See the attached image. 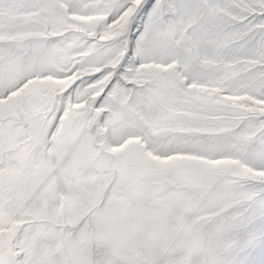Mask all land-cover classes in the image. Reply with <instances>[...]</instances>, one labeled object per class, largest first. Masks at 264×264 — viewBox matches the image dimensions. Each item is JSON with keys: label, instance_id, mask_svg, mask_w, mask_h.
<instances>
[{"label": "snow or ice", "instance_id": "1", "mask_svg": "<svg viewBox=\"0 0 264 264\" xmlns=\"http://www.w3.org/2000/svg\"><path fill=\"white\" fill-rule=\"evenodd\" d=\"M0 264H264V0H0Z\"/></svg>", "mask_w": 264, "mask_h": 264}]
</instances>
